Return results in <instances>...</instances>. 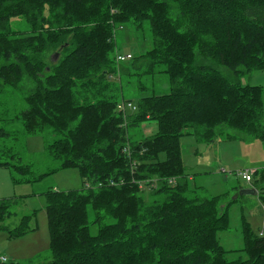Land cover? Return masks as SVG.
Returning <instances> with one entry per match:
<instances>
[{"label": "trees", "instance_id": "obj_1", "mask_svg": "<svg viewBox=\"0 0 264 264\" xmlns=\"http://www.w3.org/2000/svg\"><path fill=\"white\" fill-rule=\"evenodd\" d=\"M21 19L29 30L13 29ZM145 26L152 48L118 63L117 31ZM258 71L264 0H0V108L8 116L0 118V168L32 173L7 145L11 124L21 122L28 135L51 134L61 170H78L82 179L80 190L45 196L52 259L41 264H264V230L255 236L244 217V249L223 247L220 234L245 197L197 195L181 147L184 137L264 142V89L242 82ZM158 76L168 78L169 94L119 101L118 82L123 91L125 79ZM125 101L138 106L127 118L118 114ZM148 121L157 134L134 141L132 129ZM253 173L235 191L245 189L243 180L264 204V168ZM169 178L180 180L151 183ZM16 200H0V231L11 239L35 232L36 215L15 229L6 225ZM231 253L246 259L231 261Z\"/></svg>", "mask_w": 264, "mask_h": 264}, {"label": "rangeland", "instance_id": "obj_2", "mask_svg": "<svg viewBox=\"0 0 264 264\" xmlns=\"http://www.w3.org/2000/svg\"><path fill=\"white\" fill-rule=\"evenodd\" d=\"M13 29L27 31L29 27L25 20L21 19L13 22ZM117 38L119 52L124 55L138 56L152 48V33L149 26H145L142 31L136 34L132 33L130 28L118 30ZM223 70L229 73L226 69ZM138 80L142 81L146 90H140ZM242 82L245 85L260 86L264 89V71L248 75L242 79ZM121 85L123 91H121L120 82L114 86V88H118L116 93L119 101L125 98L136 102L145 95L153 93L167 95L171 91L166 76H158L149 81L146 77H135L130 79L129 83L126 79L123 80ZM18 100V97L8 98L6 103L12 104ZM0 118H8L2 107L0 108ZM148 129H151V132L145 133ZM9 130L14 133L7 140V145L11 148L10 155L17 159L18 165L29 166L32 173L21 175L14 169L0 168V200H18L12 211L15 213V217L6 225L15 229L20 225L22 218L36 215L30 225L32 229H35V232L21 238L11 239L8 232L0 231V257L7 258L11 264L45 263L52 259L45 196L51 190L59 192L80 190L82 179L78 170H61V161L55 159L49 149L55 140L51 134L28 135L21 122L12 123ZM157 132V123L148 121L142 127L132 129L131 136L134 141L144 140L153 137ZM222 137L213 144L198 143L194 137H184L181 140L183 161L188 170L187 173L194 180H190V182L197 189V195L204 199L227 194L226 201L234 200L240 195V192L238 194L235 191V188L240 185L239 178L235 176V173L253 172L256 169L264 168L263 141L245 142L242 139L225 141L226 137ZM161 160H165L164 155L161 156ZM9 161H12L11 158ZM48 174L50 176L44 177L39 182L26 183V181H33ZM16 180L18 183L15 182ZM241 184L245 185V182L242 180ZM242 217L247 220L251 232L255 236L261 234L264 230V204L260 203L258 196L241 198L232 208L230 231L220 234L223 247L229 251L238 252L244 249ZM240 258L246 259L245 254L231 253L229 255L231 261Z\"/></svg>", "mask_w": 264, "mask_h": 264}, {"label": "built area", "instance_id": "obj_3", "mask_svg": "<svg viewBox=\"0 0 264 264\" xmlns=\"http://www.w3.org/2000/svg\"><path fill=\"white\" fill-rule=\"evenodd\" d=\"M133 59V55L131 54H127L124 55L122 53H119L116 57V60L118 63H125L128 61H131ZM138 111V106L133 103V102H122L118 108V114L119 115H123L124 118L128 117V113L132 112V113H136ZM125 152L128 154L129 156V160L132 162V152H131V145L128 144L127 148L125 150ZM132 164V170H135L136 164L135 163H131ZM254 172V171H253ZM251 171H242V172H236L235 175L237 178H242L243 180H245L247 183H251L253 181V177H254V173ZM179 178H169L166 180H161V179H156L154 181H152L151 183L154 184V186H157L159 183H166L169 186H176L179 183ZM117 185L115 182L111 183V186H115ZM145 183H141L140 187L143 189L145 188ZM101 186H99L98 188H100ZM87 188H89V186H87ZM10 262L8 261L7 258L5 257H0V264H9Z\"/></svg>", "mask_w": 264, "mask_h": 264}, {"label": "water", "instance_id": "obj_4", "mask_svg": "<svg viewBox=\"0 0 264 264\" xmlns=\"http://www.w3.org/2000/svg\"><path fill=\"white\" fill-rule=\"evenodd\" d=\"M59 54H56L52 57V61L54 63H56L59 59ZM257 192L254 190V189H249V188H245V189H242L240 191V195L239 196H243V197H246V196H256ZM237 198H235L234 200H236Z\"/></svg>", "mask_w": 264, "mask_h": 264}, {"label": "crops", "instance_id": "obj_5", "mask_svg": "<svg viewBox=\"0 0 264 264\" xmlns=\"http://www.w3.org/2000/svg\"><path fill=\"white\" fill-rule=\"evenodd\" d=\"M149 132H151V129H148V130L145 131V133H149ZM148 138H150V137H148ZM146 139H147V138H146ZM256 170H258V169H256ZM223 173H225V171H223ZM192 178H193V177H190V180L194 181ZM243 187H244V188H249V189H250V188H251V185L245 183V185H243ZM10 263H11V262H10Z\"/></svg>", "mask_w": 264, "mask_h": 264}]
</instances>
